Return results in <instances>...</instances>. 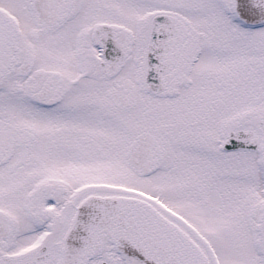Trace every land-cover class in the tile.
Masks as SVG:
<instances>
[{
	"label": "snow or ice",
	"instance_id": "6c2138e0",
	"mask_svg": "<svg viewBox=\"0 0 264 264\" xmlns=\"http://www.w3.org/2000/svg\"><path fill=\"white\" fill-rule=\"evenodd\" d=\"M0 264H264V0H0Z\"/></svg>",
	"mask_w": 264,
	"mask_h": 264
}]
</instances>
